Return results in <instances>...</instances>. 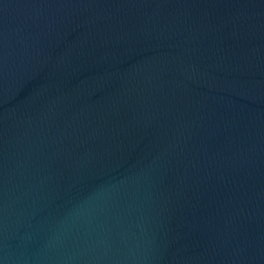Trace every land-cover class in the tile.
<instances>
[{
    "label": "water",
    "instance_id": "water-1",
    "mask_svg": "<svg viewBox=\"0 0 264 264\" xmlns=\"http://www.w3.org/2000/svg\"><path fill=\"white\" fill-rule=\"evenodd\" d=\"M0 264H264V0H0Z\"/></svg>",
    "mask_w": 264,
    "mask_h": 264
}]
</instances>
